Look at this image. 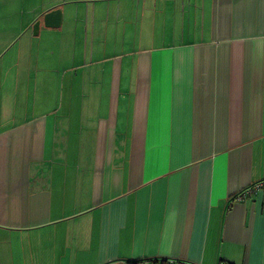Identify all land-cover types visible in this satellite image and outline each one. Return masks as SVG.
Instances as JSON below:
<instances>
[{
  "label": "crops",
  "instance_id": "obj_1",
  "mask_svg": "<svg viewBox=\"0 0 264 264\" xmlns=\"http://www.w3.org/2000/svg\"><path fill=\"white\" fill-rule=\"evenodd\" d=\"M22 1L0 264H264V0Z\"/></svg>",
  "mask_w": 264,
  "mask_h": 264
},
{
  "label": "rangeland",
  "instance_id": "obj_2",
  "mask_svg": "<svg viewBox=\"0 0 264 264\" xmlns=\"http://www.w3.org/2000/svg\"><path fill=\"white\" fill-rule=\"evenodd\" d=\"M27 4L22 0H16L12 5H6L5 0H0V30H3L7 27H13L15 29H19L17 38L21 37L22 30L43 12V8H39L37 13L33 15L31 12L27 11ZM43 10V11H42ZM11 14V16H10ZM21 28V29H20ZM31 32L33 33V27L31 28ZM17 44L11 43L4 48H0V86L2 83L8 89L9 94L5 96V103L3 102V97L0 93V118H4L8 113L12 114L16 112L17 114H21L24 112L22 108L25 106H31L37 102L40 95H34V91L31 90V94L29 92L22 90L21 87H15L13 84H16L17 79V66L14 64L16 62L18 55ZM47 50L42 51V56L49 55L46 54ZM25 56V54L23 55ZM7 63V61H10ZM55 68V67H53ZM23 79V78H22ZM21 79V81H22ZM20 82V80H19ZM18 82V83H19ZM23 83V82H22ZM10 89V91H9ZM16 91V93H15ZM49 103L53 98L50 95ZM8 108L10 109L8 111ZM4 110V112L2 111ZM22 109V111H21ZM16 114V113H15Z\"/></svg>",
  "mask_w": 264,
  "mask_h": 264
},
{
  "label": "water",
  "instance_id": "obj_3",
  "mask_svg": "<svg viewBox=\"0 0 264 264\" xmlns=\"http://www.w3.org/2000/svg\"><path fill=\"white\" fill-rule=\"evenodd\" d=\"M63 8L60 6H55L43 11L40 16H38L31 24L33 27V32L38 33L41 25L46 27L59 26L63 20Z\"/></svg>",
  "mask_w": 264,
  "mask_h": 264
},
{
  "label": "built area",
  "instance_id": "obj_4",
  "mask_svg": "<svg viewBox=\"0 0 264 264\" xmlns=\"http://www.w3.org/2000/svg\"><path fill=\"white\" fill-rule=\"evenodd\" d=\"M263 185H264V181H258L250 185H247L241 191L237 192L234 198L237 201H242L246 199L248 196L260 190L263 187ZM176 262H177L176 259L168 258V259H158L156 260V263L151 262V263H140V264H175ZM189 264H194V263H189ZM219 264H231V263L227 260H221Z\"/></svg>",
  "mask_w": 264,
  "mask_h": 264
},
{
  "label": "trees",
  "instance_id": "obj_5",
  "mask_svg": "<svg viewBox=\"0 0 264 264\" xmlns=\"http://www.w3.org/2000/svg\"><path fill=\"white\" fill-rule=\"evenodd\" d=\"M154 263H156V261Z\"/></svg>",
  "mask_w": 264,
  "mask_h": 264
}]
</instances>
